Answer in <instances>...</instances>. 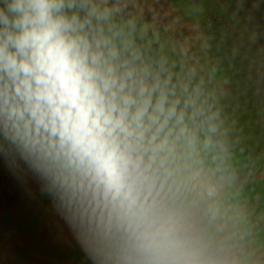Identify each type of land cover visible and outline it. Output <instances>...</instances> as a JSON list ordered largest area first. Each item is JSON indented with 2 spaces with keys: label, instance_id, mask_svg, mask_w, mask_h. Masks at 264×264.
Here are the masks:
<instances>
[{
  "label": "clouds",
  "instance_id": "1",
  "mask_svg": "<svg viewBox=\"0 0 264 264\" xmlns=\"http://www.w3.org/2000/svg\"><path fill=\"white\" fill-rule=\"evenodd\" d=\"M162 73L91 0H0V152L101 264H224L191 198L218 127Z\"/></svg>",
  "mask_w": 264,
  "mask_h": 264
},
{
  "label": "rangeland",
  "instance_id": "2",
  "mask_svg": "<svg viewBox=\"0 0 264 264\" xmlns=\"http://www.w3.org/2000/svg\"><path fill=\"white\" fill-rule=\"evenodd\" d=\"M91 2L214 117L219 146L191 198L224 264H264V0ZM0 264H101L58 197L3 152Z\"/></svg>",
  "mask_w": 264,
  "mask_h": 264
}]
</instances>
